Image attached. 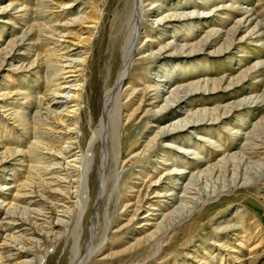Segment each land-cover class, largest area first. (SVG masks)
Masks as SVG:
<instances>
[{
    "label": "rangeland",
    "instance_id": "374dc122",
    "mask_svg": "<svg viewBox=\"0 0 264 264\" xmlns=\"http://www.w3.org/2000/svg\"><path fill=\"white\" fill-rule=\"evenodd\" d=\"M126 1L0 0V56L10 41L15 43L8 50L7 64L0 69V159L6 157L0 163V223L6 222L8 204L18 193L33 191L28 199L42 201L35 193L41 181L35 166L43 165L33 151L39 136L34 123L39 115L43 117L52 96L48 77L53 72L48 55L58 48L55 42L69 45L65 52H57L65 56L63 63L87 55L83 73L72 71L61 81L71 85L82 78L85 82L80 116L84 145L101 115L105 90L113 86L119 71V38H123L130 11ZM144 10L147 15L141 22L137 63L125 76L128 86L124 90L132 88L136 92L122 101L123 118L133 111L135 114L124 122L122 130L118 199L114 195L107 203L112 180L104 198L96 197V164L102 148L98 140L89 182L91 199L79 236L74 233L66 239L63 232L62 238L34 241L20 250L21 257L15 264H70L75 255L80 258L73 245L78 240L83 254L88 245L96 250L87 264H248L233 258H244L248 252L254 255L251 264H264V152L253 158L248 155L252 146L248 144L255 135L256 143L264 146V138L260 139L264 135V0H148ZM172 14L177 16L154 22ZM85 17L83 23H66ZM55 27L63 30V40L52 31ZM88 34L92 39L86 46L75 39ZM191 50L195 51L189 53ZM176 84L192 88L199 85L200 89L187 94L169 111L158 112ZM157 85L160 98L151 107ZM143 96L146 103L139 107ZM188 111L206 114L205 119L218 116L220 120H200L190 129L169 134L150 146L148 141L158 127L183 118ZM22 123L29 126L22 128ZM44 138L50 139L48 135ZM184 143H189L191 152L178 149ZM38 153L44 155L46 151L40 149ZM162 158L170 159L169 164H183L185 170L177 176L164 171ZM223 160H229L224 165L228 171L241 160L251 164L245 170L247 185L233 187L230 176L218 172ZM207 167L212 170L192 182L198 206L192 208L188 202L178 207L176 200L185 199L181 189L188 185L190 176L195 172L198 176ZM149 180L158 181L163 195L166 187L175 192H167L160 199L149 196L133 219L131 206L137 190L132 186L141 182L146 186ZM107 206L111 226L105 237ZM95 207L99 215L92 227ZM186 213L185 220L175 226V217ZM43 218L48 216L39 217L38 224ZM162 235L165 237L158 253L147 249Z\"/></svg>",
    "mask_w": 264,
    "mask_h": 264
},
{
    "label": "bare ground",
    "instance_id": "6f19581e",
    "mask_svg": "<svg viewBox=\"0 0 264 264\" xmlns=\"http://www.w3.org/2000/svg\"><path fill=\"white\" fill-rule=\"evenodd\" d=\"M147 1L148 0H127L125 2L130 11L125 20L122 34L123 38H119L121 58L119 71L117 73V77L113 86L108 87L105 90L101 115L96 126L94 128L91 127L89 138L85 141L84 145L80 116L84 106L82 100L85 96V93L83 92L85 82L82 78L74 80L73 84L71 85H69V83L67 82L61 81L65 79V74L72 71L74 72L78 70L83 73L82 66L83 64H85L87 55L84 53L83 56H81L77 60L63 63L65 56H62L63 54H57V52H65L67 49H69V45L58 43L61 41L55 42V44H59L58 48H54V52H51L48 55V64H50V66L52 67L51 71L53 72V75L51 77H48V88L52 92V96L47 103L46 108L44 109L43 117L42 115H39L37 118V122L34 123L35 131H38L39 136L38 138H36V144L33 148V151L36 152V159H38L43 165V167L41 168H39V166H35L37 173H41H39L41 175L39 191L35 193L37 194L36 196L39 195L42 201H33L30 198L28 199V196L34 194L33 191H29L26 193H18L8 204V209L5 214L6 222L0 223V264H15L14 262L19 260L21 257L20 250L22 249L24 251L25 249H27V247H29L28 245L34 241L37 242L40 240H44L43 238L48 239L50 238V236H53L54 238L64 237L68 239L69 235H73L74 233L76 234V236H79V232L82 229L83 215L85 211H87L91 199V187L89 182L91 179V172L95 164V146H97L98 140H101L102 148L99 154L100 161L96 164V197L97 199H99L106 192L108 182L112 180V191L109 192L110 194L107 203H110L114 195H116L118 199L117 194L118 191H120V185L118 184V181L121 178V173L119 172V170L122 161L120 159L122 149V130L124 122L127 123L135 114V111H133L131 115H128L126 117L127 119L123 118L125 106L122 101H124V99L132 97L136 92L132 88H129L126 91L124 90L125 87L128 86V83L126 84L125 82V76L137 63L135 56L139 52L138 45L141 42L140 28L141 22H143L144 17L147 15L144 10V3H146ZM65 5V3L61 4L62 8H64ZM64 14L65 13H62V16ZM188 15L189 14L182 16L187 17ZM176 16L177 15L173 14L167 15L164 17H160V19H155L154 22L161 23L167 18ZM87 18L88 17L77 18L76 21H68L66 23H83V21H85ZM52 31L57 32L56 36L61 35L59 39L63 40V38H65L63 30L60 27H55L54 29H52ZM82 31H86L89 33V31L91 30L82 29ZM234 34L235 32L233 33V35ZM80 36L81 37L75 39L78 40L79 44H82L84 46L88 45L92 39V36L90 34H88L86 37H82V35ZM231 42L232 41L229 42V45L231 44ZM14 45L15 43L10 41L7 46L8 49L2 52L0 56V69L4 64H7V57L9 55L8 50L10 49L11 51V48ZM194 51L195 50H191L189 51V53H193ZM158 53H160V50L157 51V54ZM198 86L192 88L191 85L176 84L175 87L169 91L163 105L160 107L158 112L169 111L171 108L178 105L182 101V99L186 97L187 94L199 90L200 88ZM159 88L160 85H157L155 90L156 95L151 99V102H149L151 107L154 106L153 101H157L160 98L158 92ZM63 96H65V99H63ZM143 99L144 96L139 102V107L142 104L146 103L145 101H143ZM90 107L91 106L89 105L88 110L90 109ZM188 113L189 114H186L183 118H175L172 121L165 123V125H163L162 127H158L154 135L152 136L153 138L148 141L150 146L158 142L160 138L165 137L169 134L175 135L179 131L190 129L200 120L215 122H218L220 120V117L218 116L205 119L206 114L200 116L195 112L188 111ZM89 114L91 115L90 112ZM225 114H227V112H224V115ZM14 116L20 119L19 114H16ZM19 126L25 128L29 125L27 123H22ZM45 135H48L50 137L49 141H45ZM256 138L257 135H255V138L251 140V143L248 144L249 146L252 145L249 148V158H253L254 155L258 156L259 154H261V152H264V146H260L259 144H257ZM262 138H264V135L260 136L261 140ZM60 143L63 144L62 147L58 146V144ZM193 144L196 145L195 143ZM187 145H189V143H184L182 146L183 148L178 149L185 153L191 152L189 151L190 147H187ZM40 149L45 150L46 153L44 155H40V153H38ZM192 153L193 155H196L195 152ZM5 158V156L2 157V159H0V163L3 162ZM260 159L262 160L263 158ZM161 161L162 169L164 171L172 173V175L174 176H177L179 173L185 170L182 167L183 164H178L177 162H171V164H169V162L171 161L170 159L162 158ZM227 162H229V160H223L222 165L219 167V169H217L218 172L219 170H222L224 177L230 176L233 187L239 186L240 188L247 185L248 181H246V178L248 176L245 173V170L247 169V167L251 166V164L248 165V163L247 166L245 164V161L242 162L241 160L238 166L228 171L224 167L225 163ZM252 164L254 165V163ZM167 165H172V168H167ZM37 168L40 170L39 172ZM207 168L208 169L205 172H200L198 176H195L198 172H195L192 174V176H190L188 185L181 189L182 194H185V199L179 198L176 200V204H178V207L188 202H191L192 208H196L198 206L197 198L194 197L196 192L191 188L192 182L201 177L203 174H207L212 170L211 168L209 169V167ZM256 174L259 175L260 172L257 171ZM44 177H47L48 180L46 181ZM193 177L196 178L194 179ZM174 179L176 182L179 181L177 177H174ZM144 183L145 182H141L139 185L132 186V189L137 190L136 201L131 206L132 208H134L133 210L131 209V216L133 219L140 212V204H143V200H145L149 196H154L157 199L165 198V194L170 191L172 192L173 190L166 187L164 190V192L166 193H164L163 195L158 190V181L149 180L146 186L144 185ZM177 187L179 188V185H177ZM142 188H146V190L142 191ZM174 198H176V196H174ZM35 206L38 208L36 209ZM149 206L151 207L152 204L150 203ZM176 207L174 205V210ZM97 214V207H95L94 215H91L92 227L94 226V218ZM187 215H189V213H186L184 217L180 215L175 217L173 224L176 223L175 226L179 225L182 221L185 220ZM41 216H44L45 218L46 216H48V218H43V220L38 224L37 219ZM104 221L105 228L103 230V236H105V234L109 232L111 226V220L108 214V206L106 207L104 212ZM146 221L147 220H145V222ZM68 224L71 225V228H68ZM63 232L64 235L61 237V234ZM164 237L165 235H162L161 237L153 240L154 242L149 243L147 249H153L155 250L154 253H158L161 249L160 247L162 241L164 240ZM65 243L67 245V242ZM78 243L80 244L79 240L76 241L73 245L75 246L76 244L75 251L80 255V258L77 259L75 255L74 258L70 260V264H78L79 261L81 262V264H87L89 260L95 255L96 250L93 245H88L86 246L87 248L85 254H83L81 251L82 245H79ZM136 243L140 244V240H138ZM233 258L235 260L251 264L253 263L254 255L253 253L248 252L247 256H244V258Z\"/></svg>",
    "mask_w": 264,
    "mask_h": 264
}]
</instances>
